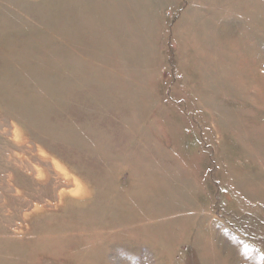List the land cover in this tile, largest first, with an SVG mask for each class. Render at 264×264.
Here are the masks:
<instances>
[{"label":"rangeland","instance_id":"obj_1","mask_svg":"<svg viewBox=\"0 0 264 264\" xmlns=\"http://www.w3.org/2000/svg\"><path fill=\"white\" fill-rule=\"evenodd\" d=\"M0 264H264V0H0Z\"/></svg>","mask_w":264,"mask_h":264}]
</instances>
